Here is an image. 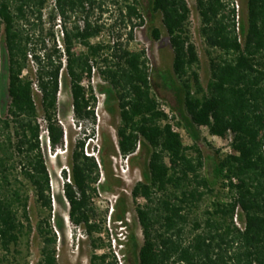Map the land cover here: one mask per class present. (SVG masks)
Masks as SVG:
<instances>
[{
	"label": "trees",
	"instance_id": "obj_1",
	"mask_svg": "<svg viewBox=\"0 0 264 264\" xmlns=\"http://www.w3.org/2000/svg\"><path fill=\"white\" fill-rule=\"evenodd\" d=\"M50 1L0 0V61L4 54L9 80L3 123L10 148L2 143L0 147L10 151V156L12 149L24 156L23 174L41 206L49 211L38 225L43 238L38 264L59 263L58 235L52 224V177L36 97H41L46 115L49 146L64 147L67 131L58 119V105L62 78L67 75L74 112L78 119L91 121V135L96 137L98 98L93 88L84 85L86 74L95 69L111 85L110 96L119 100L121 155L130 159L143 143L150 147L147 182L138 183L134 190L135 197L141 195L147 201L137 206L145 237L139 264H264V0H247L246 20L236 0H197L201 34L213 52H219L214 55L211 51L207 86L196 68L200 56L192 39L188 0H151L149 10L162 14L170 36L174 73L189 123L207 127L212 136H232V152L215 169L227 198L213 201L193 220L190 216L212 190L211 182L201 173V151L195 148L196 157L188 153L181 133L173 129L161 109L153 93L146 52L92 42L103 27L90 21L91 7L102 8L106 0H54L53 21L57 16L85 18L82 25H64V43L59 45L54 27L46 29L42 24ZM124 4L123 18L138 17L144 23L138 0H125ZM154 36L160 39L159 29ZM76 44L85 51L76 53ZM99 153L100 157L86 153V139L75 145L69 171H62L69 178L64 191L72 223L90 236L106 232L110 237L107 227L101 228L93 220L94 200L106 165L105 155ZM6 160L0 157V184L9 183ZM28 206L29 195L21 188L0 185V248L6 253L19 244L25 232L33 230ZM191 221L189 237L186 227ZM58 227L62 229L61 223ZM111 242L110 253L95 251L92 264H106L110 257V264H119Z\"/></svg>",
	"mask_w": 264,
	"mask_h": 264
},
{
	"label": "rangeland",
	"instance_id": "obj_2",
	"mask_svg": "<svg viewBox=\"0 0 264 264\" xmlns=\"http://www.w3.org/2000/svg\"><path fill=\"white\" fill-rule=\"evenodd\" d=\"M124 1L106 0L102 8L97 4H93L90 21L93 24L101 25L103 30L92 42L104 41L106 44H115L133 52H146L153 93L160 104L168 106L174 114L173 124L181 133L184 144L189 148L188 153L196 157L198 154L195 148L201 151L204 161L201 173L211 182L210 187L212 190L207 192L204 200L190 216V219L193 220L196 215H202L206 209L211 207L213 201L227 198V190L224 189L222 182L217 178L215 169L220 159L230 153L232 136L229 135L226 138L212 136L207 127L198 128L189 123L190 118L184 107V95L180 89V82L174 73V51L170 36L163 23L162 14L160 12L153 14L149 10L151 0H138L144 23L138 17L123 18ZM188 3L191 8L190 28L192 39L200 56V63L196 68L200 73L203 85L207 86L211 78V51L214 55H219V52H213L205 37L201 34L202 22L197 0H188ZM236 5L239 13L246 20L247 0H236ZM54 7V0H51L44 9L42 24L46 29L54 27L58 44L62 46L64 43L62 34L64 25L66 23L69 27L76 23L82 25L85 23V18H79L78 15H75L71 19L65 20L57 16L53 21L50 12ZM34 21L38 22L36 19ZM155 29H159L161 32L159 40L154 36ZM46 33L47 31H45V36ZM74 50L76 53H82L85 48L80 44H76ZM6 70L7 61L4 54H2L0 61V143L4 145V148H10L7 143L8 131L4 128L3 123L6 118L5 105L8 100L9 83ZM84 85L87 88H93L94 94L98 98L96 110L97 135L96 137L91 135L92 125L90 120L77 118L73 106L71 80L67 75H64L59 94L58 119L65 127L67 136L64 147L57 149H52L49 146L46 115L42 107L41 97H36L39 108V123L43 130L41 139L44 155L52 177L51 185L54 194V196L52 195V224L58 235L56 246L58 263L92 264L91 258L95 251L99 254L110 253L108 247L111 240L119 264H139V250L144 244L145 237L137 206L145 205L147 201L141 195L135 197L134 190L138 183L147 182L146 174L148 173L150 147L148 144L143 143L130 159L124 158L119 150L118 138V130L122 126L121 108L119 100L110 96V93L113 92L111 85L97 69L91 75L86 74ZM84 139H86V153L100 157L99 151L101 150L106 158L98 196L94 200L93 220L101 228L107 227L110 237L106 232L103 234L95 233L90 236L83 227L75 226L69 217L70 205L64 191L65 182L69 181V178L66 179L62 171L64 169L69 171L72 150L79 141ZM4 148L0 147V157L7 158L8 168L5 174L9 179V183L2 182L0 185H14L21 188L25 195H29L28 211L33 230L25 232L19 244L12 246L10 253H6L0 248V264H38L43 246V238L38 225L48 218L49 211L41 206L35 190L23 174L25 168L24 156L15 149H12L14 154L10 156L11 152H7ZM2 180L4 181V177ZM11 188L8 186V189ZM59 223H61L62 229H59ZM240 224L242 225L241 222ZM192 226V221L187 224L186 236H191ZM95 247L100 248L95 250ZM111 262H113L112 257L108 258L106 264Z\"/></svg>",
	"mask_w": 264,
	"mask_h": 264
},
{
	"label": "built area",
	"instance_id": "obj_3",
	"mask_svg": "<svg viewBox=\"0 0 264 264\" xmlns=\"http://www.w3.org/2000/svg\"><path fill=\"white\" fill-rule=\"evenodd\" d=\"M161 109L168 115L169 122H170V124H172L173 129L176 132H178V130L176 129V126L173 124V121H172L174 118V114L171 112V109L168 106H166L165 104H161ZM230 152H232V150Z\"/></svg>",
	"mask_w": 264,
	"mask_h": 264
}]
</instances>
